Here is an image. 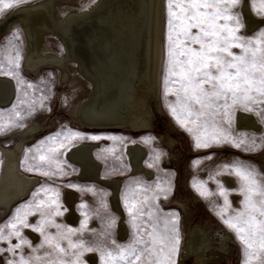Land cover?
<instances>
[{
	"label": "rangeland",
	"instance_id": "rangeland-1",
	"mask_svg": "<svg viewBox=\"0 0 264 264\" xmlns=\"http://www.w3.org/2000/svg\"><path fill=\"white\" fill-rule=\"evenodd\" d=\"M37 1L25 0L24 3L17 6L33 4ZM93 1L95 0H77L74 5L84 9ZM246 1L251 13L262 23L260 22L254 30L247 31L240 5L234 9L240 14V21L243 25L239 34L245 37H255L264 31V15L259 14L253 8V0ZM166 3L167 0L164 1L163 57L158 90L160 109L156 107L155 101L151 104L154 114L151 119V126L142 131L113 127L84 128L76 124L71 117V109L78 100L75 94L78 86L76 84H62L59 78L60 70L56 66H45L35 75L24 69L22 60L26 55L27 46L24 29L19 22H13L0 34V67L7 70L8 60L14 57L16 52H19L20 55L19 68L15 75L0 73L1 76L12 79L15 90L12 102L8 106H0V124L6 126V130L0 132V135L20 130L32 122L48 125L46 129L33 138L26 140L19 154L20 170L27 175L36 176L38 182L28 195L18 200L0 218V224L8 220L17 207L30 201L33 198V193L37 192L43 185L54 188L59 193L58 205L62 215L54 218L57 224L66 228L81 229L82 222L86 221L83 230L74 234L72 239L73 241L83 240L87 247L94 249L111 247L112 240L118 245H127L140 237L148 240L147 232H151L153 228L160 232H171L173 227L171 221L176 220L175 227L179 233V245L174 257L175 264L194 263L195 259L189 257L186 251L184 253L187 257L182 258V252L187 243L186 230L195 225H199L205 232L204 242L209 243L207 232L209 233L208 238L211 240L210 244L207 243L206 264H244L245 246L238 239L235 231L224 223V219L220 215V210L225 204L224 196L220 195V187L227 189V200L230 207L223 214L224 217H227L234 215L236 211L242 208L243 195L240 191L241 180L235 175L229 174L230 170L224 166L235 164L254 169L259 174L258 178L264 180V163L257 158L259 154H264V119L256 111H253L252 113L259 120L256 130L250 127H239L236 123V112L243 109L238 106L233 112L229 138H235L236 141L240 139L250 141L254 137L256 147L252 150L245 146L237 148L229 142L211 144L207 148L195 146V136L200 133L198 131L190 132L186 127L181 126L169 108L170 103H175L176 97L171 94L165 95L164 80L168 43ZM256 4L258 7L259 0H256ZM13 8L5 9L0 13V17L9 14ZM46 40L49 44V50L61 52L63 46L56 35L46 37ZM233 51L238 53L239 49H233ZM67 67L70 72L77 69L75 63L68 62ZM84 80L85 82L79 81V87L87 88V91L81 95L80 99L82 100L88 96L91 89V85L86 83L89 81L85 78ZM66 88L69 90V94L64 93ZM17 111L21 113L20 118L15 116ZM223 126L228 127L226 122ZM167 130L175 139L171 145L169 140H165ZM72 132H79L88 138L65 140L64 137ZM92 136L100 138L94 140L90 138ZM18 140V137H13L0 143L10 147L17 144ZM61 141L65 145L63 148L60 147ZM82 141L95 143L92 147V154L95 160L100 163L99 173L102 176L120 177L117 189V207L112 206L109 200V189L106 186L96 181L80 180L73 176L79 171V166L67 158L66 151L72 145ZM133 142L143 145L145 149L143 163L151 169L150 176L144 175L141 171L132 170L125 148ZM50 148L58 149L56 160L59 166L63 168L62 173L58 172L53 175L50 172L48 176H43L40 172L26 170L27 167L41 165L38 152L46 153ZM33 156H37V159L33 160ZM3 157L4 154L0 146V169ZM51 167L55 170L57 164L54 163ZM44 170H47V165L41 167V171ZM226 176L232 178L231 182L226 181ZM67 189L74 190L77 194L74 203L77 214L75 221L67 218L69 210L66 202ZM202 191L206 194L202 195ZM40 195L43 197V192ZM126 201L135 203L137 206L146 201L143 203V214H137L135 222L129 215ZM39 219L38 213L28 217L31 224H35ZM133 223L139 227V232H137V228L133 227ZM119 224H122L123 228L125 227V234L122 237L118 233ZM29 231L35 234L34 238ZM47 231L53 236L58 235V230L55 227H49ZM22 234L32 242L33 248H38L43 240L40 233L34 232L30 228L22 229ZM16 242L18 241L13 237V243ZM61 244L67 247V240H62ZM7 246V242L0 241V248ZM46 251L47 248H41L35 255L44 256ZM23 253L28 256L31 249L25 246ZM89 257L91 258L89 259ZM9 258H11V253H0V264H4ZM80 260L83 264H101L100 252L84 251ZM252 264H258V262L253 260Z\"/></svg>",
	"mask_w": 264,
	"mask_h": 264
},
{
	"label": "snow or ice",
	"instance_id": "snow-or-ice-1",
	"mask_svg": "<svg viewBox=\"0 0 264 264\" xmlns=\"http://www.w3.org/2000/svg\"><path fill=\"white\" fill-rule=\"evenodd\" d=\"M25 0H0V13L24 3ZM242 0H167V67L165 73V95H174L175 103L169 108L181 126L188 131H198L195 136L197 148H207L221 142L233 143L252 150L256 139L250 141L229 138L232 115L236 107L244 111H256L264 119V31L255 37L239 34L243 27L240 14L234 9ZM253 8L264 15V0H253ZM195 30V31H193ZM239 49V52L233 51ZM20 55L16 52L8 60V68L0 67V73L15 75L19 68ZM171 85V87H170ZM31 87V85H28ZM15 107V106H14ZM20 118L21 113L15 112ZM228 127H224V123ZM6 126L0 124V132ZM59 136V134H57ZM83 134L72 132L64 139H84ZM91 139L100 137L92 136ZM54 139V138H50ZM65 145L63 141L60 147ZM58 149L50 148L46 153L38 152L41 165L27 167V171H37L43 176L50 172L62 173L63 168L56 160ZM33 160L37 156L32 157ZM56 163L57 168L52 169ZM47 165V170L41 167ZM229 174L241 180L240 191L243 195L242 208L234 215L224 217L230 207L227 189L220 187V195L225 204L220 210L224 223L237 234L245 246L244 264H264V180L254 169L242 165H225ZM163 191V189H162ZM43 192L42 197L40 193ZM202 195L206 194L201 192ZM59 193L51 187L41 186L33 193V198L17 207L13 215L0 224V241L7 242V247L0 248V253H11V258L4 264H83L80 260L84 251H99L101 264H175L174 257L178 251L179 233L175 227L176 220L171 221V232H160L153 228L147 232L148 240L143 237L134 239L127 245H118L114 240L111 247H87L83 240L73 241L72 236L83 230L66 228L55 222V217L62 215L58 205ZM137 206L128 203L129 215L133 222L137 214H143V203ZM39 214L40 219L29 223L30 215ZM55 227L58 235L53 236L47 229ZM133 227H139L133 223ZM32 229L43 237L38 248L22 234V229ZM13 237L18 242L13 243ZM67 240V247L61 241ZM142 245V246H141ZM27 246L31 253L25 256L23 249ZM47 248L44 256L35 255ZM71 250V251H70ZM18 257V258H17Z\"/></svg>",
	"mask_w": 264,
	"mask_h": 264
},
{
	"label": "bare ground",
	"instance_id": "bare-ground-1",
	"mask_svg": "<svg viewBox=\"0 0 264 264\" xmlns=\"http://www.w3.org/2000/svg\"><path fill=\"white\" fill-rule=\"evenodd\" d=\"M76 1L38 0L33 4L17 6L9 14L0 17V34L13 22H19L25 30V37L27 35V52L22 60L24 69L35 75L45 66H56L60 70L62 84L78 86L75 93L78 100L71 109V117L76 124L84 128L148 129L154 116L151 104L155 101L156 107L160 109L158 90L163 57L165 0H95L84 9L77 8L74 5ZM241 10L246 30H254L261 20L251 13L246 0H242ZM55 35L62 43L61 52L48 49L46 37ZM68 62L75 63L77 69L70 72ZM84 78L89 81L86 83L91 85V89L82 100L81 95L87 88L79 87V81L85 82ZM64 93L69 94V90L66 88ZM14 94L12 79L0 75V106H8ZM236 123L239 127L256 130L259 120L252 112L238 110ZM47 126L32 122L20 130L0 135V139L4 140L13 137L19 139L17 144L10 147L0 143L4 154L0 169V217L28 195L38 182L36 176L20 170L19 154L26 140ZM165 140H169L170 145L175 140L169 130L166 131ZM94 144L82 141L66 151L67 158L79 166V171L73 176L106 186L112 206L117 207L120 177H106L99 173L100 163L92 154ZM125 149L132 170L150 176L151 169L143 163V145L133 142ZM257 158L264 163V154H259ZM225 179L231 182L232 178L226 176ZM76 199V192L67 189V218L71 221L77 218L74 209ZM118 227L119 236L122 237L125 227L122 224ZM29 232L34 238L35 234ZM186 235L187 243L182 258L188 255L195 259L193 264H206L208 242H204L205 232L195 225L187 228ZM208 235L207 232L210 244Z\"/></svg>",
	"mask_w": 264,
	"mask_h": 264
},
{
	"label": "water",
	"instance_id": "water-1",
	"mask_svg": "<svg viewBox=\"0 0 264 264\" xmlns=\"http://www.w3.org/2000/svg\"><path fill=\"white\" fill-rule=\"evenodd\" d=\"M25 31V30H24ZM26 37H27V35H26ZM8 138V137H7ZM5 138H1L0 140H4ZM7 212H5L4 214H2V216L0 217V218H2L5 214H6Z\"/></svg>",
	"mask_w": 264,
	"mask_h": 264
}]
</instances>
